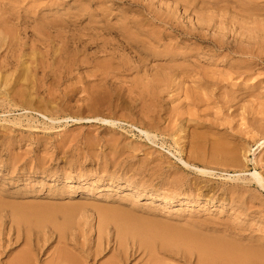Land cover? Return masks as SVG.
<instances>
[{
  "label": "rangeland",
  "instance_id": "1",
  "mask_svg": "<svg viewBox=\"0 0 264 264\" xmlns=\"http://www.w3.org/2000/svg\"><path fill=\"white\" fill-rule=\"evenodd\" d=\"M151 1L153 8H158L159 5L166 7V5L173 4L172 0ZM129 2L130 0H0V18L10 20L9 23L7 22V25L10 26L8 28L9 32H12L11 28L16 29L14 23L18 22L17 19L20 16L28 18L30 22L29 25L25 24L28 26L27 30H24L26 26L23 25L15 31H17L19 38L27 44L28 47L26 46L24 49L31 51L32 47L30 45L32 42L27 41L29 38L35 41L33 48L38 54L35 53V60L31 65L37 71L35 83H37L38 93H36V96L52 101L51 105L55 108L50 105V109L52 107L53 110L48 111V114L52 116L72 115L71 117L85 119L78 122H73V119L55 122L53 123L55 127L50 129L48 126H43V121H45L43 118L38 117L37 119L36 116L38 122L34 124L35 127L32 130H29L27 123L19 126L13 125V121L15 122L16 119H21L25 115L23 111L9 107L8 104L0 108V218L5 214L3 210L4 202H12L13 205H16V209H20V214L29 219L28 224L20 226L21 240L17 245H12L14 248L12 254L0 255V264L9 262L13 256L22 250L21 248L24 245L22 237L28 231H30L29 234L32 239L35 237L34 234H38L40 244H42L43 240L48 238L50 229L54 225H59L64 229H71L68 232L70 238L75 236L82 243L86 241V243H91V239H94L98 228L97 213L94 209L98 207L107 209L109 216L114 215L115 218L116 216L131 218L139 215L179 228L201 227L203 233L210 232L211 234L213 232L211 227L221 228L216 232V235L224 236L227 234L228 237L231 236L229 237L231 239L248 240L253 243L259 242L258 244L264 246V189L254 182L252 176L255 172H258L264 177V138H262L264 137V63L262 64V61L247 56L235 55L229 51H219L209 41L202 43L192 39L180 43L181 37H168L162 42V46L157 48V51H168L170 46L179 45L174 52L177 56V64L181 68L179 73L173 72L176 74V78L169 81L168 86L164 88L165 91L161 95L160 104L158 105L157 102L152 103L158 106L157 109L155 105L151 104L152 101L142 100L143 102H141L140 97L137 96L139 90L135 87V80L138 79V73L129 69L137 60L136 55L133 54L134 52L130 49H119L115 51L117 55L112 57V49L99 50L98 45L101 46L107 40L114 39L112 44L116 47L120 45V42H118V37L103 35L104 33L100 29H96L92 32L102 34L100 36L102 38L80 55L81 57L76 63L81 62V66L76 64L77 67H74V72L69 81L55 82L52 74L54 72V69L52 71L54 52H52L51 37L54 36L55 31V28H52V20L55 22L58 18H68L69 14L86 7L97 13H94V19H105L112 25L113 23L114 25L121 24L123 17L130 18L135 11H141V15L145 18V9L143 11L142 8L133 7ZM3 8H9V10L5 11ZM230 14L228 12L227 15ZM190 18L193 20L194 16L190 15ZM259 20H263V17ZM87 22L88 20H84L83 25ZM187 22L189 21L184 20V24ZM260 25H264V21H261ZM247 27L251 28L252 25ZM156 29L163 30L161 27ZM241 29L243 28L239 27L238 34L235 35L245 41V37L239 34L243 32L250 36V33L245 29L240 32ZM5 31L6 28L0 27V38ZM20 31L22 32L20 33ZM80 33L84 34V30H81ZM231 35H228L229 40L237 38V36L232 35L231 37ZM260 35H264V33L262 32ZM55 44L58 47L59 44L56 42ZM254 46L256 53L263 60L264 45ZM0 50V53H2L0 55L6 56L8 52L6 47L4 46ZM20 50H17V55H20ZM38 58H42V61ZM148 58V68L150 69H160L162 65L166 67L165 63L168 65L163 58H159L155 53ZM40 64H43L41 67L43 70L39 69ZM247 64L250 66H247ZM113 66L114 69L121 70H118L119 76L117 75L116 79L114 74L117 72L112 70ZM109 67L112 69L110 70ZM123 67L126 68L123 69ZM254 67L257 69H254ZM242 69L244 72H248L245 74ZM100 72L101 74H99ZM166 73L168 72L166 71ZM50 76L51 78H49ZM102 77L105 79H101ZM202 79L208 81V83L202 84ZM217 83L221 85L216 86ZM48 85L51 94L48 93ZM178 86H180V90ZM101 88L102 90L105 88V91L100 92L99 89ZM136 90L138 92L134 93ZM106 92V97L105 95L104 97L101 96L102 93L105 94ZM122 93L124 97H122ZM186 93L192 95V98H196V102L186 101ZM109 94H111L110 97ZM51 95H54V97ZM121 97L123 100H121ZM100 98L103 99V104ZM130 98H135L137 101H130ZM91 100L96 101V103H92ZM105 101H107V104ZM127 102L128 105H126ZM91 103L93 106L90 107L89 104ZM132 103L140 104L134 105ZM81 104L83 105L81 106ZM98 104L102 107L101 109ZM104 104L109 107L107 108ZM142 104L144 105L140 107ZM122 105H124V108H122ZM133 106L135 108L139 107V109H135ZM142 107L144 108L142 109ZM124 110L126 113L128 111L130 113L126 114ZM150 111H153V113ZM97 117L103 119H106V117L107 119L116 118L121 122H117L115 126L111 127L95 121ZM184 121H187V123ZM183 123L186 125L184 126L185 130L180 132V126ZM133 124L142 126V128L157 136L153 137L151 135V139H149L138 127L132 126ZM149 126H153V129H149ZM194 127L195 129H193ZM196 129L198 132L204 131L203 134L200 133L199 136ZM190 137L193 139L190 140ZM203 139L204 141H202ZM216 139L226 141V144L229 143L238 148L240 159H242L240 164L232 166L228 163H218L217 165L204 167L203 161L201 163L200 161H191L189 156L194 145H204L203 147L208 150L212 146L209 142L213 143L212 140L214 142L219 141H215ZM26 141L28 142L26 143ZM177 141L179 142L177 143ZM209 144L211 145L209 146ZM182 160L189 162L192 167L185 166ZM113 161H120L122 164L114 166L112 163L110 164ZM123 167H125L126 171L124 172L127 174L123 177L128 180L122 177L123 179L120 181L115 179L114 184L109 185L107 175L114 172L121 175ZM197 169H207L213 171L211 172L213 174L201 175ZM43 170L44 172H42ZM53 173H56V175L52 176ZM69 175L72 181L66 182V177H69ZM81 177L83 179L85 177V180H82ZM92 179H95V182L100 179V183L93 185L90 182ZM148 195H159L169 199H182L185 195H194L193 197L198 198V201L195 202L196 204L193 202L186 205H180L177 202L166 204L161 200L148 199ZM210 198L215 199V203L203 207L202 204H205L206 199ZM231 200H234L235 206L231 205ZM223 203L224 206L221 205ZM105 222L107 221L104 220ZM112 223L110 221L108 227H113ZM9 227L10 225H6L3 235L0 237V239L3 238L4 248L7 245L5 238L7 239L10 236ZM226 228L228 231L224 230ZM15 235L12 237L14 238ZM55 240V235L50 238L47 243V246L50 247L47 250L48 254L42 253L39 255V264L50 258V252L52 253L53 246L56 244ZM108 256L102 258L99 264L106 261L105 259ZM167 263L182 264L174 260H167ZM131 264H134V262Z\"/></svg>",
  "mask_w": 264,
  "mask_h": 264
},
{
  "label": "bare ground",
  "instance_id": "2",
  "mask_svg": "<svg viewBox=\"0 0 264 264\" xmlns=\"http://www.w3.org/2000/svg\"><path fill=\"white\" fill-rule=\"evenodd\" d=\"M172 1H173V4L166 5V7L160 6L158 4L159 5L158 8H153V3L151 0H130L129 3L131 6L137 7L140 9L142 8L143 11L145 9V12L147 15L145 14V18H144V16L141 15V11L140 12L135 11L134 14L132 13L133 15H131L130 18L127 16L123 17V22L119 25H114V23L112 25L110 22H108L105 19H101V20L94 19V16H95L94 13H96V12H92L91 10H89L88 7L81 8L80 10L76 11L75 13L69 14L68 18H58L55 20V22H54V20H52V26H53L52 28L53 29L55 28L54 36L51 37L52 38V52H54L53 53V66H52L53 67L52 71L54 69V72L52 74L54 76L55 82L58 81V83H62L63 80L69 81L70 77H72V74L74 72V67H77V65H79V64L81 66V64H82L81 62L76 63L79 60V58L81 57L80 55L85 53L86 50L92 44H95L96 41H99L102 38V37H100L102 34H100V33L95 34L94 32H92V30L96 31V29H100L104 33L103 35H107L109 37H112V36L118 37V42H120V45L117 46L118 47L117 48L115 45L112 44V41H114V39L113 40H111V39L107 40V41L103 42L101 46L98 45L99 50H101V49L107 50L109 48L112 49V51H111L112 55L110 54L112 57L117 55V53L115 51L119 50V49L120 50L130 49V50H132V52H134L133 54L136 55L137 60L134 61L135 62L134 65L129 69L137 71V73H138V79L135 80L136 81L135 87H137L139 92L136 90V91H134V93L138 92L137 96L140 97L139 100L141 102H143L142 100H150V102L152 101L151 104L153 102H157L159 105L161 95L165 91L164 88L166 86H168L167 84L169 81L176 78V74H174V73L175 72L179 73V69L181 68V66L177 64L178 60H176L177 56L175 55L176 53L174 52L177 50V47L179 45L170 46L168 51H163V52L157 51V48L162 46V42L165 39H167L168 37H175V38L181 37L180 43H184L185 41L192 40V39L195 41L198 40L202 43L209 41V43L214 45V47L217 48L219 51L220 50L229 51L232 54L239 55V56L240 55L241 56H247L250 58H255V60L258 59L259 61H262V64L264 63V59L262 60L259 57V54L256 53L255 46H254V45H264V35H260V33L261 34H262V32L264 33V25H260V22L264 21V0H172ZM3 9L5 11L9 10V8H3ZM10 11H11V9H10ZM103 11H104V9H103ZM226 11L230 12L231 14L227 15L228 12H226ZM143 14H144V12H143ZM190 15L194 16L193 20L190 18ZM104 17H106V16L104 15ZM261 17H263V20L260 21L259 18H261ZM7 19L6 18L5 19L0 18V27H2L4 29L6 28V31L3 32V35L0 38V48H3L5 46L6 49L8 50L6 56L0 55V108L3 105L8 104L9 107L17 108L19 111H23L25 114L23 117H21V119H16L15 122L13 121V125L19 126V125H22L23 123H27L28 124L27 127H29V130L30 129L32 130L33 127H35L34 124L36 122H38V120H37L38 117H40V118H43V120H45V121H43V126H45V127L48 126L50 129H52L55 127L53 124L55 122L67 121L68 119H73V122L85 120L84 118L71 117L72 113L70 114L71 116H69V115L52 116V115L48 114V111H50L52 109V107L55 108V106L51 105L52 101L41 99L40 97L38 98L36 96V93H38L37 89H36L37 83H35L36 77H37V71L35 68H33V65H31V63H34L33 61L35 60V53H37L36 50L33 48L35 41H34V39L29 38L27 41L32 42V44L30 45L32 47L30 49L31 51L24 49V48H26L27 44L24 43L19 38L17 31H15V30H18L19 27H22L23 25L28 24L30 22L28 21V18H26V17L23 18L22 16H20L17 19L18 22L16 24L14 23V25L16 26V29L13 30L11 28L12 32H9L8 28L10 26L7 25V22L9 23L10 20H7ZM84 20L85 21L88 20V22L85 25H83ZM184 20H188L189 22L184 24ZM248 25H252V27L249 28V27H247ZM25 26L26 27L24 28V30H27L28 26L27 25H25ZM151 27H153V28L151 29ZM158 27H161L163 30L156 29ZM239 27L245 29V31L250 33V36H247L245 33L242 32L243 29H241L240 32H242V33H240L239 35L245 37V39H246L245 41L239 39L240 37L235 35V34H238L237 31H238ZM21 30L23 31L22 28H21ZM81 30H84V34L80 33ZM22 31H20V33ZM229 34L237 36V38H234L233 40H229V38H228ZM232 35H231V37H232ZM35 36H36V34H35ZM143 37H145L146 39H144ZM37 38H39V37H37ZM85 38H87V40H85ZM210 39H214V40H210ZM55 42L57 44H59V45H57L58 47H56ZM17 50L21 51L19 53L20 55H17V53H16V52H18ZM153 53L157 54V56L159 58H163L164 61H166L168 63V65L165 63L166 67H163L162 64H164V63L161 62L162 64L161 63L160 64L162 65V68L160 67V69L148 68L149 60H150L148 57ZM0 54H2V53H0ZM22 56H23V58H22ZM26 57H28V58H26ZM41 59L38 58V60H41ZM38 60H36V61H38ZM241 62H242V60H241ZM106 65H107V62H106ZM156 65L159 67L158 64H156ZM42 66H43V64L40 67L38 66L39 69ZM152 66H154V64H152ZM244 66H243V68H244ZM247 66H250V65L247 64ZM109 68H110V70L112 69L111 67H109ZM119 68H121V67H119ZM125 68L126 67H123V69H125ZM248 68H250V67H248ZM255 68L256 67H254V69ZM228 69H231V68H228ZM234 69H237V68H234ZM40 70H43V69L41 68ZM112 70L114 72H117L116 74H114V78H115L119 74L118 73L119 69L118 68L114 69V66H113ZM237 70H239V69H237ZM46 71H48V70H46ZM101 71L104 72L103 69H101ZM119 71H121V70H119ZM166 71L168 73H166ZM40 72H42V71H40ZM237 72H240V71H237ZM247 72H244V70H243V73L246 74ZM99 74H101V72ZM245 74H243V75H245ZM123 75H124V73H123ZM106 76H107V74H106ZM134 76H135V74H134ZM95 77H97V76H95ZM104 77H102L101 79H103ZM38 78H40V77H38ZM38 78H37V81H38ZM49 78H51V76ZM101 79H100V81H101ZM113 79H110V80H113ZM89 81H91V80H89ZM48 83H49V81H48ZM206 83H208V81L202 79V84H206ZM94 84H96V83H94ZM40 85H41V83H40ZM180 85H181V82H180ZM217 85H221V84L217 83L216 86ZM113 86H114V84H113ZM48 87H49L48 93L51 94L50 86L48 85ZM87 87H88V84H87ZM179 87L180 86H178V88ZM202 88H204V87H202ZM72 89H74V88H72ZM117 89H119V88H117ZM99 90H101L100 92L105 91V90L103 91L102 88ZM179 90H180V88H179ZM71 91H74V90H71ZM65 92H66V90H65ZM68 92H70V91H68ZM193 92H194V90H193ZM212 92H214V91H212ZM117 93H119V91H117ZM124 93H126V92L124 91ZM43 94H45V93H43ZM102 94H101V96L104 97V95H105V97H106L107 92L103 95ZM110 95L111 94H109V97H110ZM198 95H200V94H198ZM126 96H127V93H126ZM237 96H238V94H237ZM52 97H54V95ZM98 97H100V96H98ZM122 97H124L123 93H122ZM180 97H182V96H180ZM192 97L193 96L190 94H187V93L185 94V100L186 101L192 100L193 103L196 102L195 101L196 98H192ZM245 97H247V96H245ZM102 98H100V99L102 100V104H103ZM60 99H62V98H60ZM121 100H123V98ZM78 101H80V100H78ZM130 101L135 102L137 100L135 98H130ZM91 102L96 103V101H92V100H91ZM105 102L107 104V101H105ZM189 102H187V103H189ZM67 103H69V102H67ZM92 103L89 104L90 107H91V105L93 106ZM98 103L100 104V102H98ZM118 103H119V101H118ZM99 104H98V106H99ZM132 104L139 105L140 103L139 104L138 103L137 104L132 103ZM132 104H131V106H132ZM50 105L52 106L51 109H50ZM82 105L83 104H81V106ZM109 105H111V104L109 103ZM115 105H117V104H115ZM119 105H121V104H119ZM126 105H128V102ZM143 105L144 104L140 105V107ZM152 105H155V103ZM95 106L94 107L97 109L96 104H95ZM105 106L107 108L109 107L107 105H105ZM123 106L124 105H122V108H124ZM149 106H151V105H149ZM133 107L135 108V106H133ZM155 107H157V109H158V106L155 105ZM101 108L102 107H100V109ZM143 108L144 107H142V109ZM236 108H238V107H236ZM96 109H94V110H96ZM137 109H139V107ZM125 110H124V112L126 113ZM7 111H6V113H8ZM67 111H68V109H67ZM120 111L122 112V110H120ZM10 112H11V108H10ZM87 112H89V111H87ZM138 112H140V111H138ZM146 112H147V110H146ZM150 112L153 113V111H150ZM128 113H130V112L128 111ZM128 113H126V114H128ZM91 114H92V112H91ZM95 114H97V113H95ZM95 114H93V115H95ZM138 114H140V113H138ZM178 114H180V113H178ZM178 114H177V121L179 118ZM36 116H37V119H36ZM115 116H117V115H115ZM118 118H120V117H118ZM121 118H123V117L121 116ZM129 118L131 119V117H129ZM22 119H24V120H22ZM91 120H93V119H91ZM142 120H145V119H142ZM24 121H27V122H24ZM95 121H98L100 123H103V124L111 126V127L115 126L117 122H121L120 120H116V118L115 119H113V118L107 119V117H106V119L97 117V118H95ZM158 121H159V119H158ZM148 122H151V121H148ZM185 123H187V121ZM180 124H182V123H180ZM252 124H253V122H252ZM193 125H195V124H193ZM254 125H255V123H254ZM37 126H38V123H37ZM132 126H135L136 128L138 127V129L142 133H144L145 136L149 139H151V135L153 137L157 136V135L153 134L151 131H148V130L142 128V126L140 127V126H137L134 124ZM184 126H186V125H184V123H183V125L180 126V132H184V130H185ZM250 126H252V125H250ZM37 128H39V127H37ZM148 128L152 130L153 126H149ZM46 129L48 130V128H46ZM193 129H195V127ZM35 130H36V128H35ZM175 132H177V131H175ZM193 132L195 134V130ZM196 132L200 136V133L203 134L204 131L198 132L196 129ZM205 133H206V131H205ZM204 136H203V138H204ZM197 137H198V135H197ZM20 138H21V136H20ZM207 138H208V136H207ZM221 138H223V137H221ZM224 138H226V137H224ZM262 138H264V137H262ZM192 139L190 137V140H192ZM213 139H215V138H213ZM226 139H228V138H226ZM236 139H235V141H237ZM217 140H219V141H217ZM202 141H204V139ZM212 141H213V143L211 141L209 142L212 144V146L208 150L205 149L206 147L205 148L203 147L204 145L203 146H201V144L194 145V147H192V151H191L190 156H189L191 161H193V162L200 161V163L203 161L202 164H204V167L217 165L218 163H222V164L228 163L229 165H232V166H237L238 164H240L242 159H240L241 156H240V153H238L239 151H238L237 147H235L234 145L232 146L229 143L226 144L225 143L226 141L223 142V140H220V139H216L215 141H217V142H214V140H212ZM27 142L28 141H26V143ZM178 142L179 141H177V143ZM185 142H183V143H185ZM211 144H209V146ZM181 145H182V142H181ZM228 145H231L232 147L228 146ZM244 148H245V146H244ZM13 152H14V150H13ZM241 152L243 153V151H241ZM124 154H126V153L124 152ZM118 158H119V155H118ZM102 161H104V160H102ZM152 162H154V161H152ZM111 163L114 166L115 165L119 166L122 164L120 161H113V162H110V164ZM183 163L187 167H190V168L192 167L189 164V162H187V161H185V162L183 161ZM68 165H70V164H68ZM197 170L199 173H201V175L202 174L203 175L204 174H210V175L213 174V173H211L213 171H208L207 169H197ZM122 171L123 172L121 175H117L118 174L117 172L109 173L107 175V177L109 178V181H108L109 185H113L115 182V179H118L117 181H120L123 178L127 179L126 177H123V176L127 175L124 172V171H126L125 167H123ZM42 172H44V170ZM54 174L56 175V173H53L52 176H55ZM252 176H253L254 182L256 184H258L260 186V188L264 189V177L258 172H255ZM66 178H67L66 182L72 181V178L70 177V175H69V177H66ZM81 179L85 180V177H84V179H83V177H81ZM99 180L98 181L96 180V182H95V179H92V181H90V182L93 185L99 184L100 183ZM239 195H240V193H239ZM193 196L194 195H190V196L185 195V197H183L182 199H180V198L179 199H175V198L169 199L167 197H161L159 195H155V196L154 195H148L147 198L159 200V201L161 200L166 204H172V203L177 202L180 205L181 204L186 205V204L193 203V202L195 203L198 201V198H194ZM214 200L215 199H213V198L206 199L205 204H202L203 207L210 205V204H214L215 203ZM231 201H232L231 205L235 206L236 204H234L235 203L234 200H231ZM221 205L224 206V203ZM3 207H4L3 210H4L5 214H3V216L0 218V227H1L0 228V237L3 235L6 225H10V227H9L10 236L7 239L5 238V241L7 242V245L5 248H4V244H2L3 238L0 239V255H3V254L8 255V254H12L11 252L14 250L12 245H17L18 242L21 240L20 238H21L22 233L20 231V226L22 224H28L29 219L27 217H24L22 214H20V211H19L20 209L19 210L16 209V205H13L12 202H8V203L4 202ZM94 209L96 210V213H97L98 228H97V231L95 233L96 235H95L94 239H91L92 240L91 243H86L87 241L85 243H82V242H80V240L78 241L77 237H75V236H74V238H70L69 237L70 235L68 236V232H70L71 229H67V228L64 229L62 226H59V225H54L53 228L50 229V233H48V238L43 240L44 242L42 244H40L38 234H34L33 236H35V237H34V239H32L31 235L29 234L30 231H28V232L26 231L27 233H25L24 237H22L23 242H24L23 248H21L22 250L19 251L13 257H12V255H10L12 257L11 260L7 263H4V264H39V262H38L39 255L42 253L48 254L47 250L50 247L47 246V243L50 240V238H52V236H54V235H55V239H56L55 240L56 244L54 246L52 245L53 250H52V253L50 252V254H51L50 258H48L47 261H43L42 264H99L100 260L102 258H105V256H108V255H109L108 258L105 259L106 261H104L100 264H131L133 262H134V264H168L167 260H174V261H177V262L182 263V264H264V248H262L264 246H261V244H258L259 242L253 243V242L248 241V240H239V239L237 240L234 238L231 239V238H229L231 236L228 237L226 233H224V234H226L224 236L216 235V232L219 231L221 228L211 227V231L213 230L212 234L208 230H207V232H209V233H203L202 230L200 229L201 227H197V226H192V227L190 226V228H179V227H174V225H169L167 223L158 222V221H155L152 219L141 217L139 215L138 216L137 215L132 216L131 218L130 217L124 218V217H118V216H116V218H115L114 215L109 216L108 210L105 208L98 207V208H94ZM205 209H206V207H205ZM7 211H9V212H7ZM104 220L107 221V222H105V223H107L106 225L104 223ZM110 221L113 222L112 223L113 227L112 226L108 227V224H110ZM2 228H3V230H2ZM224 230L228 231L227 228ZM82 234H84V233H82ZM14 235H15V237L13 238L12 236H14Z\"/></svg>",
  "mask_w": 264,
  "mask_h": 264
}]
</instances>
